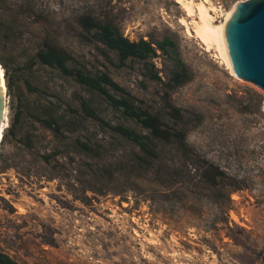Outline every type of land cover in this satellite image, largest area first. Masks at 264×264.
Segmentation results:
<instances>
[{
    "label": "rangeland",
    "instance_id": "1",
    "mask_svg": "<svg viewBox=\"0 0 264 264\" xmlns=\"http://www.w3.org/2000/svg\"><path fill=\"white\" fill-rule=\"evenodd\" d=\"M211 1L220 8L209 14L220 23L244 0ZM85 12L112 16L133 40L172 37L193 78L170 88L173 62L161 51L153 62L162 81L149 77L142 62L110 65L79 35L77 17ZM194 13L177 0H0V58L9 63L14 85L10 91L5 77V129L16 131L0 148L1 252L21 264H264V89L234 74L215 49L189 35L199 20L196 8ZM44 38L68 50L73 63L110 71L150 110L181 107L189 144L241 188L216 194L220 188L198 178L185 186L116 171L114 180L102 181L105 194L89 192L88 203L77 199L69 187L74 178L89 179L96 164L123 160L130 146L118 139L104 159H93L66 145L77 135L113 139L104 122L88 118L80 133L58 140L36 120L46 106L63 112L88 96L104 119L120 120L102 96L37 62ZM54 147L66 152L47 164L42 154Z\"/></svg>",
    "mask_w": 264,
    "mask_h": 264
},
{
    "label": "trees",
    "instance_id": "2",
    "mask_svg": "<svg viewBox=\"0 0 264 264\" xmlns=\"http://www.w3.org/2000/svg\"><path fill=\"white\" fill-rule=\"evenodd\" d=\"M77 21L81 27L79 35L93 43L98 53L116 68L126 66L129 61L142 62L149 70V77L162 81L153 62L154 57L161 51L173 62L167 81L170 88L182 86L193 78L192 71L179 55L176 41L170 36L161 40L143 37L133 40L125 35L118 22L108 14L85 12L77 17ZM35 57L37 62L58 69L62 75L73 79L90 94L102 96L120 115V120L115 123L104 119L93 98L88 96L78 99L76 105L70 104L69 109H63V112L59 105L46 106L45 112L35 115L37 121L53 131L58 140L70 139L71 135L80 133L88 118L104 122L113 133V139L102 143L87 135H77L66 145L67 148L74 146L76 152L93 159H104L108 150H111L110 147L114 149L113 145L118 139L124 140L130 146L129 155L123 160L96 164L89 179L74 178L75 182L70 183L69 187L77 199L88 203L93 198L89 192L105 194L106 189L102 181L114 180L116 171H125L128 177L148 178L160 183L174 180L185 186L198 178V181L212 188H220L216 194H225L232 188H241L234 176L219 164L199 154L189 144V119L181 107L169 104L167 111H163L165 113L150 110L129 89L115 81L110 71L93 70L85 65L73 63L72 54L50 38H44L36 50ZM0 59L5 69V77L9 78L8 88L12 91L14 85L9 75V63L3 56ZM12 127L5 129L0 148L5 145L9 136L16 134ZM28 139L24 142L30 147L32 144ZM65 152V149L54 147L51 151L43 153L42 159L50 164L52 159L58 161V157ZM0 159H3L2 153ZM113 167L115 171H112ZM105 174L110 177L104 178ZM0 264L21 263L0 251Z\"/></svg>",
    "mask_w": 264,
    "mask_h": 264
},
{
    "label": "water",
    "instance_id": "3",
    "mask_svg": "<svg viewBox=\"0 0 264 264\" xmlns=\"http://www.w3.org/2000/svg\"><path fill=\"white\" fill-rule=\"evenodd\" d=\"M223 29L226 51L236 74L264 89V0L237 2ZM5 106L7 98L0 71V143L6 128L2 121Z\"/></svg>",
    "mask_w": 264,
    "mask_h": 264
},
{
    "label": "bare ground",
    "instance_id": "4",
    "mask_svg": "<svg viewBox=\"0 0 264 264\" xmlns=\"http://www.w3.org/2000/svg\"><path fill=\"white\" fill-rule=\"evenodd\" d=\"M177 1L182 4V6L185 8V10L189 15L192 16L193 14H195L194 13L195 8H196V12H198L197 16L199 20L194 22L195 25L193 26L194 27L193 29L188 28L187 31L189 35H192L193 37L197 38L200 41V43H202L205 46V49L207 50L215 49L214 51H217V53L215 54L220 56L223 59V61H225L227 65L231 68L232 72L236 74L232 63L229 60L224 43L223 26L225 20L227 19L231 11L227 12L224 21L220 23H215L214 22L215 18L209 14V10L217 12L220 7L215 6L211 0H203L202 2L197 3L196 5L194 4L193 0H177ZM0 71L3 79V87L5 92L6 83H5L4 68L1 65H0ZM2 121H3V127L4 128L7 127L8 126L7 106H5L4 119Z\"/></svg>",
    "mask_w": 264,
    "mask_h": 264
},
{
    "label": "built area",
    "instance_id": "5",
    "mask_svg": "<svg viewBox=\"0 0 264 264\" xmlns=\"http://www.w3.org/2000/svg\"><path fill=\"white\" fill-rule=\"evenodd\" d=\"M0 177H1V173H0ZM1 179V178H0ZM2 193L0 192V195H1Z\"/></svg>",
    "mask_w": 264,
    "mask_h": 264
}]
</instances>
